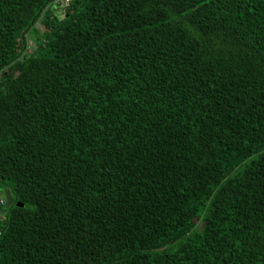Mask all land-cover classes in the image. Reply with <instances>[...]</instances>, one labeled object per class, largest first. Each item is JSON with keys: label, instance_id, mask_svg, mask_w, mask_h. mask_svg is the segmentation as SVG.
<instances>
[{"label": "trees", "instance_id": "16d2710c", "mask_svg": "<svg viewBox=\"0 0 264 264\" xmlns=\"http://www.w3.org/2000/svg\"><path fill=\"white\" fill-rule=\"evenodd\" d=\"M4 189L0 264H264V0H0Z\"/></svg>", "mask_w": 264, "mask_h": 264}, {"label": "built area", "instance_id": "2783aa9c", "mask_svg": "<svg viewBox=\"0 0 264 264\" xmlns=\"http://www.w3.org/2000/svg\"><path fill=\"white\" fill-rule=\"evenodd\" d=\"M63 3H67L70 0H61ZM5 199L3 193L0 191V223L5 220ZM0 234H1V229H0Z\"/></svg>", "mask_w": 264, "mask_h": 264}, {"label": "water", "instance_id": "95a60500", "mask_svg": "<svg viewBox=\"0 0 264 264\" xmlns=\"http://www.w3.org/2000/svg\"><path fill=\"white\" fill-rule=\"evenodd\" d=\"M3 195H4V199H5V207L10 206L11 204V193L9 191V189H4L3 190ZM19 206H22L21 204H19Z\"/></svg>", "mask_w": 264, "mask_h": 264}]
</instances>
